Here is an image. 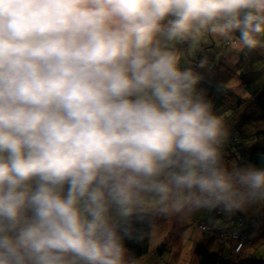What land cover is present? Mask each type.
<instances>
[{
  "label": "clouds",
  "instance_id": "9594fccd",
  "mask_svg": "<svg viewBox=\"0 0 264 264\" xmlns=\"http://www.w3.org/2000/svg\"><path fill=\"white\" fill-rule=\"evenodd\" d=\"M207 35L264 49V0H0V264H138L156 220L264 201L182 67Z\"/></svg>",
  "mask_w": 264,
  "mask_h": 264
},
{
  "label": "rangeland",
  "instance_id": "374dc122",
  "mask_svg": "<svg viewBox=\"0 0 264 264\" xmlns=\"http://www.w3.org/2000/svg\"><path fill=\"white\" fill-rule=\"evenodd\" d=\"M226 43L214 35H207L194 50H188L187 45H180L179 55L182 67L185 65L184 59L188 61L187 63L193 61L196 66L200 65V69L195 72L200 75L208 73L213 77L221 78L227 86L233 87L236 85V90L243 92L244 88L241 89L240 82L237 79L222 68L219 69L218 62L221 58L227 59L230 64H234L237 57L236 51L241 50L234 39L229 46ZM253 52V54L251 52L250 62L243 60L239 63V68L235 67L236 64L233 65L234 67H230L238 70V73H244L254 83L261 84L262 81L264 82V49H257ZM200 53L201 57L199 56ZM208 64L213 65L214 69L209 70ZM252 107L250 106L249 116L246 117L247 125L245 128H248V130H255L262 123L264 125V115L257 109H252ZM235 120L236 116L234 122ZM226 164L229 167L237 166L234 160ZM215 208L196 210L182 217L173 215L156 220L155 228L148 234V254L139 258H135L132 252L130 254L138 261V264H198L200 261L197 253L199 247H208L217 251L220 245L230 241L235 242L236 239L232 232L233 229H231L232 225L229 223L231 234L225 235V237L208 234L213 225L211 223ZM231 214L246 217L243 218V221L248 224V235L252 236L255 241V244L250 246V241L245 245L244 240H242V248L237 250L235 247L238 255H233V263L264 264V201L248 205L242 210L233 211ZM203 223L207 226H204ZM152 232L155 234L153 235ZM224 238L226 239L224 240ZM253 248L254 250H252ZM229 249L232 250V246ZM250 256L252 257L250 258Z\"/></svg>",
  "mask_w": 264,
  "mask_h": 264
},
{
  "label": "trees",
  "instance_id": "16d2710c",
  "mask_svg": "<svg viewBox=\"0 0 264 264\" xmlns=\"http://www.w3.org/2000/svg\"><path fill=\"white\" fill-rule=\"evenodd\" d=\"M226 44L229 46L231 42H227ZM251 52L252 54L254 53L253 51L248 53L247 50L236 51L238 58L236 57L235 67L239 68V63L243 62V60L250 62L252 57ZM199 56L201 57V53ZM183 61L185 62L183 67L191 68L193 66L192 69L194 71L200 69V65L196 66L193 61L191 63H187L188 61L186 59ZM234 64H230V61L224 58H221L218 62L219 69L222 68L240 82L238 84L241 89L242 87L244 88L243 92L237 91L236 85L233 87L227 86L221 78L213 77L208 73L200 75L201 80L198 85V90L211 103L213 111L227 129V138L221 146L225 163L234 160L237 166L251 164L264 167V125L262 123L255 130L249 129L250 131L248 128H245L247 125L246 117L249 116L250 106H253L252 109H257L264 115V82L262 81L261 84H257L253 80H249L244 73H238V70L234 68L235 71L232 68ZM208 67L209 70L214 69V66L211 64H208ZM235 116L236 120L234 122ZM231 213L222 210L220 207H216L211 223L213 225L208 234L211 236L216 234L217 236L225 237V235L231 234L230 224L233 227L231 229H235L238 232L240 240H244L245 245L249 241L250 246L255 244L254 238L248 235V224L243 221V218L246 217L244 215L238 216V214L233 216ZM203 224L207 226L205 223ZM148 234L149 232L139 238L125 242L129 252H132L135 258L148 254ZM238 241L235 239V242H226L224 245H220L217 251L209 249L208 247H199L197 253L199 254L200 261L198 264H234L232 258L233 255H238V252L235 251ZM231 246L232 250L229 249Z\"/></svg>",
  "mask_w": 264,
  "mask_h": 264
},
{
  "label": "built area",
  "instance_id": "2783aa9c",
  "mask_svg": "<svg viewBox=\"0 0 264 264\" xmlns=\"http://www.w3.org/2000/svg\"><path fill=\"white\" fill-rule=\"evenodd\" d=\"M233 228V227H232ZM235 232H234V235L236 236V239H237V241H238V243H237V246H236V249L237 250H239V249H241L242 248V246H243V242H242V240H240V237H239V234H238V232L235 230V229H233ZM233 232V231H232Z\"/></svg>",
  "mask_w": 264,
  "mask_h": 264
}]
</instances>
